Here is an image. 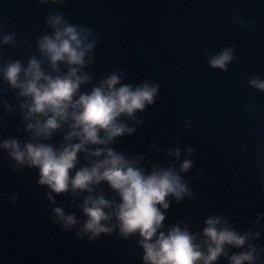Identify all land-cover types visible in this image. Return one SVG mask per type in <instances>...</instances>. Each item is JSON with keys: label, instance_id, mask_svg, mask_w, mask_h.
<instances>
[{"label": "clouds", "instance_id": "clouds-1", "mask_svg": "<svg viewBox=\"0 0 264 264\" xmlns=\"http://www.w3.org/2000/svg\"><path fill=\"white\" fill-rule=\"evenodd\" d=\"M35 2L54 7L44 15L46 30L34 40L18 39L14 29L6 31L0 23V158L17 175L36 171L51 222L61 231L75 230V238L89 244L102 234L122 242L133 239L130 254L139 256L140 264H264V243L259 242L264 212L243 229L216 212L203 218L198 231L186 219L166 223L173 203L199 202L191 185L203 175V166L188 175L197 150L183 145L179 133L172 146L156 139L135 153L116 146L143 128L147 109L157 103L160 82L131 81L121 66L97 75L90 70L100 40L95 29L73 23L59 10L67 0ZM230 13L240 30L255 27L256 21H246L241 11ZM6 48L20 55H5ZM235 51L230 44L216 52L202 48L200 54L209 68L226 73L237 59ZM245 83L264 93L259 75L246 76ZM254 110L255 104L243 109ZM13 116L18 117L16 135H4L7 118ZM181 124L182 130L193 127L188 117H181ZM246 151L242 146L238 155ZM259 192L264 195V179ZM19 197L16 192L6 199L15 204ZM57 197L66 199L57 203Z\"/></svg>", "mask_w": 264, "mask_h": 264}, {"label": "water", "instance_id": "water-1", "mask_svg": "<svg viewBox=\"0 0 264 264\" xmlns=\"http://www.w3.org/2000/svg\"><path fill=\"white\" fill-rule=\"evenodd\" d=\"M53 5L35 0H0V23L15 30L17 38L45 31L44 15ZM241 11L253 29L240 30L228 18ZM73 23L92 26L100 37L97 63L92 70L106 74L121 66L129 79H153L161 88L157 103L147 109L145 124L136 134L117 142L129 153L143 151L149 140L172 146L179 133L183 145L197 150L191 176L197 167L204 173L192 181L199 202L173 203L168 220H189L198 231L210 212L228 216L238 228H247L257 212H264V93L247 87L245 77L264 79V0H67L62 9ZM234 44L237 59L228 72L211 69L201 56ZM5 55L18 57L6 48ZM26 54V53H25ZM11 99V97H7ZM14 102V101H13ZM255 104L252 113L243 111ZM181 117L192 121L182 130ZM4 135H16L18 117H8ZM161 131L165 132L161 136ZM242 146L246 153L238 155ZM37 173H13L0 158V264H140L130 254L134 240L101 235L94 243L77 240L49 219L44 188L36 185ZM20 193L15 204L6 196ZM66 197H57L61 203ZM66 211H75L67 208ZM264 223V221H262ZM260 243H264V234ZM220 264H224L223 261Z\"/></svg>", "mask_w": 264, "mask_h": 264}]
</instances>
